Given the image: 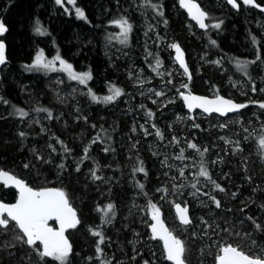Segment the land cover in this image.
<instances>
[{
  "label": "trees",
  "instance_id": "16d2710c",
  "mask_svg": "<svg viewBox=\"0 0 264 264\" xmlns=\"http://www.w3.org/2000/svg\"><path fill=\"white\" fill-rule=\"evenodd\" d=\"M128 1L76 0L85 15L81 19L56 11L52 0H0V22L7 27L2 40L6 43L8 59L0 73V170L10 172L33 189L52 187L67 194L80 220L76 229L69 233L72 245L69 264H101V260L111 264H169L160 256L158 241H148L147 249L133 244L138 249L133 251L129 241L136 231L117 224L119 213L123 212L129 199L153 196L150 187L156 186L159 182L157 173L163 172L158 163L162 157L155 155L157 150L149 146V140L135 134L139 127L133 123V115L143 114V105L137 103L136 96L131 99L127 111L122 109L121 101L117 102L118 109H113L116 106L85 103L79 99L81 109L73 113L72 102L61 101L54 93L55 74L25 67L32 64L35 49L44 46L46 54L54 52L74 70L89 72L92 78L87 85L92 92L102 95L101 92L112 85L121 89L125 97L129 96L125 63L110 49L115 46L111 41V29L115 27L114 21L126 19L132 26L128 44L133 45L139 40L137 35L142 26L147 28L150 21L133 9V1ZM198 1L208 17L214 14L217 18L220 24L217 30L210 31L208 27L206 32H201L192 26L191 32L189 20L179 9L177 0H148V3L158 5L155 10L146 6V0H143L142 9L156 21V29H152L151 35L158 39L162 35L179 44L186 60L189 49L203 54L207 61L229 58L231 68L239 58V62L246 63L248 68L241 77L245 78V94L257 96L254 81L264 71V15L251 8L233 10L222 0H219L220 7L214 0ZM256 1L264 6V0ZM37 21L45 32L43 38L35 32ZM145 60L151 63L149 58ZM136 63L146 70L139 59ZM187 64L191 75L190 81L187 78L188 89L194 94H205L209 88L221 86L224 80L236 79L232 74L227 77V72L220 75L221 67L208 69V65L197 75L191 61L187 60ZM219 93L237 103L245 100L229 87L220 88ZM177 103L182 110L180 100ZM17 108L28 115L21 119L15 111ZM36 108L48 109L53 118L48 119L46 112H37ZM250 109L243 108L238 114L245 117ZM260 110L264 121V109ZM152 115L158 129L165 131L158 113ZM33 116L40 117L41 121L35 124ZM97 137L99 140L93 143ZM204 137L208 140L207 135ZM235 146L234 156L222 154L223 162L219 167L209 166L212 180L215 178L224 191L216 190L220 194L216 196L220 207L209 203L213 214L209 216L207 211L201 217L205 225L221 229L218 238L223 239L239 230V243L233 244L247 255L264 256V165L260 164L261 155H255L250 144L239 141ZM65 147L68 152L64 151ZM86 147L88 154L84 158ZM205 148L207 154L213 152L209 147H199L200 150ZM138 167H143L144 172L134 171ZM217 170L218 174L215 173ZM93 171L100 179L92 177ZM222 175L226 177L221 179ZM140 185H143L142 189ZM174 186L179 187V181ZM172 187L166 184L162 188ZM15 195L12 189L0 187V199L4 203H13ZM109 204L114 206L115 215L110 213L104 217V209ZM188 207L191 216L197 213L192 204ZM164 214L169 215L170 209ZM102 217L111 222L102 223ZM124 220L126 227L129 226L130 219ZM256 224L261 228L257 229ZM226 228L228 230L223 231ZM90 229L104 236L100 259L96 258L98 237L93 236ZM15 234L0 230V264H58L51 258L41 261L32 249L14 238ZM200 248L198 243L194 245L193 256L199 255L196 251L199 249L200 252ZM203 252V264H215L216 247L211 241ZM188 262L193 264L190 259Z\"/></svg>",
  "mask_w": 264,
  "mask_h": 264
},
{
  "label": "rangeland",
  "instance_id": "374dc122",
  "mask_svg": "<svg viewBox=\"0 0 264 264\" xmlns=\"http://www.w3.org/2000/svg\"><path fill=\"white\" fill-rule=\"evenodd\" d=\"M129 1H133V9H135V11L140 14V16H147L148 20L150 21L147 28L142 26V30L139 31L138 35L136 34L137 37H139V40H136L133 45L128 44L130 41V33L128 35L127 42L121 43L120 41L123 39V37L120 35V29L116 26L111 29V33L113 34L111 41H113L115 46L110 47V49L116 53L117 58L120 57L125 63L126 68L124 72H126L127 76L125 84L128 89L127 95L129 96L125 97L124 93L122 92L120 97L116 98L110 103H104L102 101L97 103L108 104L109 107H114L117 105L118 101H121L123 105L122 109L127 111V108L130 107L131 99L136 96L137 103H140V105H143L144 107V113L133 115L132 121L139 127V131H136L135 134L140 135L142 139L149 140V146L157 150L158 153L155 155H160L162 157L158 163L159 169H161L163 172L160 173L159 171L157 173L156 178L159 180V182L156 183L155 187H150L153 196H151L150 199L136 200L135 198L137 196L129 199L125 208L122 209L123 212L119 213L117 224H121L124 228L132 227V230L136 231V233H132V238L129 241V243L132 244V247L133 244H135L142 246L143 249H147V243L148 241H151V236L149 233V226L151 224L149 220V204H154L160 209V213L166 227L169 228V230L176 237L184 242L186 248L184 254L185 264H189V259L193 264H203V250L208 249L210 241L216 247L217 256L219 254L220 245H232L236 247L235 245L239 243L237 238L239 237V233H237L239 230L235 232L236 234H227L223 237V239H221L218 238L221 229L213 228L211 226L213 228L212 229L210 226L204 224L201 214H206L207 211L209 216L213 214L211 212L212 208L210 207L209 203L214 202L209 199V197L220 196V194L216 190H213L214 185L209 181L204 180L202 177L198 178L197 173L201 163H203L204 166H206L209 170V166L219 167V165L223 162L222 154L234 156L236 154L235 152L237 151L235 145L238 144L239 141L245 144H250L252 152L255 153V155H261L262 160L260 159V164L264 165V150L260 148L258 143L259 138L264 135V131H261L262 128H264V121L260 116L261 110L258 107L259 103L264 102V91H262V89H264V71L260 73L254 81L257 89V96H253L252 94L248 95L245 94V86L243 84L245 78L241 79V77H244L245 73L248 71L246 63L240 62V67H238V64H236L234 65V68H231V60L229 58L227 59L226 57H222L207 61L204 59L203 54L199 55L196 51H192L191 49L187 50V60L191 61V64H193V72L195 74L199 75L200 69L203 66L208 65V69H211L212 67L220 69L221 67V70L218 71V73H220L222 76L225 74V72L228 74L227 77H231V74L236 76V79L224 80L221 86H216V88L211 87L205 94L199 95L207 97L221 95L226 97L225 95L219 93V89L229 87L230 90H234L238 97L245 99L239 104H247L248 106L245 108H251L245 117H241L239 114L226 118H219L216 116L206 117L198 112L189 114L183 108L180 99V93L191 91L188 88L184 89L181 87L183 84L188 85L189 81L187 80L186 75L173 60V49L170 47V45L175 42H172L171 39L163 37L162 35L159 36V39L158 37H155V35L152 36V29H156V21L154 20L153 15L145 13L142 9L143 5H145V3L143 4V0ZM196 1L198 3L200 2L198 0ZM52 2L55 10L63 14L77 16V9L83 11L77 5L76 0H72V2H69V0H62L60 5L56 3V0H52ZM213 2L217 5V7L221 6L219 0H214ZM210 15L211 14H209L208 17V27L210 31H215L218 28H213L211 25L218 23V20L216 17H214V14L213 16ZM189 26L191 31L192 26L194 25L190 21ZM40 38H43V35H40ZM41 51L44 53L46 62L53 60L54 57L57 56L54 52L46 54L44 46H38L35 49L33 61L37 53ZM145 58H149L151 63H148ZM138 59L144 64L146 70L143 71L137 66L136 62ZM157 59L160 61V67L158 70L154 71L153 69L156 67ZM236 59H238L237 62H239V58ZM53 68H60L58 61L53 64ZM40 71H46V73L55 74L53 76L54 93L57 96V99L61 101L64 100L67 102H72V105L74 106L72 110L73 113H76L79 111V109H81L79 107L81 106V103H79L81 99L84 100L85 103L94 102L88 95L90 89L88 88L87 83L89 80L87 81L86 85H80L76 81L69 80L65 72L43 69ZM73 71L77 73L84 72L82 70L76 71L74 69ZM133 72L134 74H132ZM169 80H171V83H168ZM110 87L114 86L111 85L107 87V90L105 89L103 92H101L102 95L92 91L91 92L98 98H103L105 96L111 95L109 92ZM180 88L181 90L178 91ZM156 91H161L164 93V95L161 97H156L154 95V92ZM226 98L233 100V98L229 96ZM178 100L181 102L182 110H179L178 108ZM153 101L156 102L153 103ZM169 101L172 102L170 103ZM113 109H118V107L116 106ZM149 112L158 113V116L162 120V125L165 131L162 132L160 129H158V126L154 124L155 116H149ZM33 117L32 120L35 124H38V122L41 121L40 117ZM189 117L192 118L189 119ZM221 123H224L227 126L225 128H221ZM194 125H199V127H195ZM157 130H159V132L162 134V138L157 137ZM202 132L203 134H201ZM204 134L207 135L208 140L205 139ZM173 137L176 138L175 142L173 141ZM222 137L224 139H221ZM225 140H228L229 143H225ZM188 142L196 144L198 148L200 146L209 147L213 152H211V154L204 152L205 154L203 157H201L195 149H189L187 147ZM181 149L184 150V160L175 158L180 154ZM201 151H203V149ZM210 155L212 156L210 157ZM181 169L184 171L183 176L180 175ZM215 173L218 174L219 171L217 170ZM225 177V175L220 176L221 179H224ZM213 180H215V178ZM178 181L179 187H172V185H174V183H178ZM171 182L173 184H171ZM193 183L197 184L196 189L191 187ZM166 184L169 186L171 185L172 188H162ZM201 193H207V195H202ZM69 202L72 205L70 199ZM175 203L188 206L189 204H192L194 206L193 208L197 210V213L191 216V225L183 227L178 224L176 217L172 212V206ZM214 206L216 207L215 203ZM167 209H170L169 215L164 214V211H167ZM124 219H130L129 226L126 227ZM193 219L196 221L194 222ZM51 226L53 227V225ZM73 230L74 229L71 231ZM214 230L216 231L214 232ZM227 230L228 228L223 229V231ZM71 231L66 234L68 240L71 237L69 235ZM196 243H198L201 248L200 252L199 249L196 251L197 254L199 253V255L193 256V247ZM158 246L160 248V256L164 261V251L160 242L158 243ZM37 247H39L38 244ZM133 249V251H135L136 247L134 246ZM249 256L264 258V256H259L257 254H251ZM132 257L135 258L134 255H132Z\"/></svg>",
  "mask_w": 264,
  "mask_h": 264
},
{
  "label": "snow or ice",
  "instance_id": "6c2138e0",
  "mask_svg": "<svg viewBox=\"0 0 264 264\" xmlns=\"http://www.w3.org/2000/svg\"><path fill=\"white\" fill-rule=\"evenodd\" d=\"M72 2V0H69ZM227 2L233 7L238 8L237 0H227ZM243 5L251 7H259L260 11H264V7H260L255 3V0H241ZM56 3L60 5L62 0H56ZM146 6L152 7L154 10L158 8V5L148 3L146 0ZM180 6L185 8L188 11L189 16L196 21L201 29H206L208 25L205 23L207 19V14L203 11L196 3L192 0H180ZM158 15L161 13H157ZM77 16L81 19H84L83 11L77 9ZM167 23V21H165ZM113 24L120 29V35L123 39L121 43H126L128 35L132 30L131 24L126 19H120L114 21ZM211 27L219 28L220 24H212ZM7 32V27L3 22H0V36L4 35ZM35 32L39 35H45V32L39 27V22L37 21V26ZM215 43V41H212ZM253 43H255V38H253ZM170 47L175 51V61L178 63L179 67L183 69L184 73L188 76L189 81L191 80V75L185 64L184 54L179 45L173 43ZM150 54V53H149ZM58 61L60 68L54 69L53 64ZM5 63V44L0 41V64ZM238 67H240V62H237ZM26 68L29 70H56L65 72L69 80L76 81L80 85H86L87 81L90 80L91 74L89 72L77 73L73 71V67L70 63H67L65 60L61 59L59 55L54 57L53 60L45 61L44 53L41 51L37 53L35 59L31 65H26ZM160 67L159 59L156 60V67L154 71L158 70ZM163 75V74H161ZM170 75V73H169ZM171 83V80L168 81ZM182 88L187 89L188 85H181ZM255 87L252 88V91L255 92ZM179 91V90H178ZM264 91V89H262ZM109 92L111 95L105 96L103 98H98L93 95L91 90H89L88 95L94 102H104L110 103L116 98L122 95V91L116 87H110ZM156 97H161L164 95L161 91L154 92ZM180 98L184 101L187 109L191 112L193 109H200L203 113L213 114L216 113L219 116H226L229 113L238 112L239 110L247 107V104H237L232 100L225 99L220 95H216L214 99H208L206 97L192 95L191 92L180 93ZM156 101H153L155 103ZM170 103L172 101H169ZM258 107L264 109V102L258 104ZM16 113L21 119L28 115L23 109L17 108ZM37 112H46L47 118L52 119V113L46 108H36ZM149 116L152 115L151 112L148 113ZM192 117H189L191 119ZM199 127V125H194ZM227 125L224 123L220 124L221 128H225ZM261 131H264L262 128ZM20 135L23 137L24 133L21 132ZM157 137L162 138V134L159 130L156 131ZM221 139H224L223 137ZM99 140V137L93 140V143H96ZM173 141H176V138L173 137ZM62 143V142H61ZM225 143H229L228 140H225ZM259 146L264 150V135L259 138ZM189 149H195L201 157H203L204 152H207L208 149L205 148L201 151L196 144L192 142L187 143ZM55 151V149H53ZM108 149L106 148L105 151ZM65 152H68L67 147L64 148ZM88 148L84 149V158H87ZM179 160H184V150L181 149L180 154L175 157ZM27 167V165H25ZM63 167V165H61ZM79 171V168H77ZM134 171L144 172L143 167H138ZM180 175H184L183 169L180 170ZM92 177L94 179H100L96 175V172H92ZM197 177L204 178V180L209 181L214 185L213 190H219L223 192L224 189L212 180L209 170L203 163L199 167ZM0 184H3L5 187H14L18 192L16 202L14 204H4L0 203V230L4 231H14L16 234L14 238L23 244H26L30 249H32L41 261L45 258H51L54 261H57L58 264H69V256L72 253V245L70 244L68 238L65 236V232L69 229H75L80 220L78 219L77 212L72 207L69 202L67 194L63 190L55 188H44L40 190H34L25 184L22 180L18 179L16 176L10 174L7 171L0 170ZM141 189L143 185H140ZM193 189L197 188V184L193 183L191 185ZM202 195H207V193H201ZM235 196V193H233ZM211 199L217 208L220 207V201L216 199L215 196H210ZM113 205L109 204L106 206L103 212L104 217H108L111 213L115 215L113 211ZM150 208V218H151V238L160 240L163 243L164 258L170 262V264H185L184 254L186 251L184 242L176 237L170 230L165 226L164 221L161 219L160 209L157 208L154 204H149ZM177 216L181 225L187 226L191 223V220L188 216V209L186 207L181 208L179 204L175 205ZM100 211V209H97ZM243 211V209H242ZM249 219H252L249 217ZM49 221H55L58 225V228H53ZM111 220H104L102 217V223H110ZM255 223V221H253ZM256 228L260 229L261 226L256 224ZM18 230V231H17ZM90 232L93 236L98 237L96 241V253L97 259H100L102 254L101 245L104 243V236L101 232L91 230ZM37 244L39 247H37ZM216 264H264V258L261 257H250L244 252L238 250L237 247L232 245H220L219 254L215 258ZM101 264H111L110 261L101 260Z\"/></svg>",
  "mask_w": 264,
  "mask_h": 264
},
{
  "label": "water",
  "instance_id": "95a60500",
  "mask_svg": "<svg viewBox=\"0 0 264 264\" xmlns=\"http://www.w3.org/2000/svg\"><path fill=\"white\" fill-rule=\"evenodd\" d=\"M225 3H226V5L227 6H229V7H231L233 10H236L237 8H233L228 2H227V0H223ZM192 2H194V3H196L203 11H205L204 9H203V7L196 1V0H192ZM237 3H238V5L239 4H241L243 7H249V8H253V9H255V10H257V11H259L260 13H262L263 15H264V11H260V8L259 7H251V6H246V5H243L242 4V2H241V0H237ZM255 3H256V1H255ZM257 4V3H256ZM177 5H178V7H179V9H181L184 13H185V15H186V17H187V19L196 27V29L198 30V31H201V32H206L207 30H208V27L206 28V29H201L200 27H199V25L196 23V21L195 20H193L190 16H189V14H188V11L185 9V8H182L181 6H180V0H177ZM258 5V4H257ZM260 6V5H259ZM260 7H264V6H260ZM206 12V11H205ZM206 14H207V19L205 20V23L207 24V20H208V13L206 12ZM208 25V24H207ZM5 36V33H4V35H2V36H0V41H2L4 44H5V63L4 64H0V73H1V71H2V69L7 65V63H8V59H7V47H6V43L4 42V40H2L3 39V37ZM177 45H179V44H177ZM180 46V45H179ZM180 48H181V50H182V52H183V54H184V60H185V64H186V66H187V63H186V55H185V53H184V50L182 49V47L180 46ZM173 60H174V62L176 63V65L179 67V65H178V63L175 61V51L173 50ZM180 68V67H179ZM187 68H188V66H187ZM181 69V68H180ZM189 70V69H188ZM181 71L184 73V71H183V69H181ZM190 73V72H189ZM185 74V73H184ZM186 75V74H185ZM186 77L188 78V76L186 75ZM192 95H195V96H201V97H206V98H208V99H214L215 97H207V96H203V95H199V94H194V93H192ZM221 96V95H220ZM221 97H223V98H225V99H229V98H226V97H224V96H221ZM181 99V98H180ZM229 100H232V99H229ZM233 102H235L234 100H232ZM181 102H182V105H183V108L185 109V111H187L189 114H192V113H194V112H198V113H201L202 115H204V116H216V117H219V118H226V117H228V116H232V115H236V114H238L241 110H239L238 112H234V113H229V114H227L226 116H219L218 114H216V113H213V114H211V115H209V114H206V113H203L200 109H193L191 112H189V110L187 109V107H186V105H185V103H184V101L181 99ZM235 103H237V102H235ZM237 104H239V103H237ZM4 171V170H3ZM8 172V171H7ZM10 173V172H9ZM11 174V173H10ZM19 179V178H18ZM21 180V179H20ZM23 181V180H22ZM24 182V181H23ZM25 183V182H24ZM26 184V183H25ZM0 187L1 188H3V189H12L13 191H15V193H16V198H15V200H14V202L13 203H10V204H14L15 202H16V199H17V196H18V192H17V190H16V188H14V187H5L3 184H0ZM30 187V186H29ZM50 188H52V187H50ZM33 189V188H32ZM42 189H44V188H42ZM56 189V188H55ZM34 190H40V189H34ZM0 203H4L3 201H1V199H0ZM4 204H7V203H4ZM176 204H179L180 206H181V208H184V207H186L187 209H188V216H189V218H190V220H191V215H190V209H189V207H188V205H182V204H180V203H175L173 206H172V212L174 213V215H175V217H176V220H177V222H178V224H180V222H179V219H178V216H177V212H176V208H175V205ZM161 219H162V216H161ZM149 220H150V222L152 223V221H151V218L149 217ZM163 220V219H162ZM53 223V228L55 229V228H58V225L56 224V222L55 221H49V224L51 225ZM191 223H192V220H191ZM191 223L189 224V225H191ZM151 225V224H150ZM181 225V224H180ZM189 225H187V226H189ZM166 226V225H165ZM181 226H183V227H187V226H184V225H181ZM72 229H69V230H67L66 232H65V236H66V234L69 232V231H71ZM149 233H150V236H151V229H150V226H149ZM152 239V238H151ZM153 241H158V242H160L161 243V245H162V249H163V243H162V241H160V240H158V239H156V240H154V239H152ZM165 261L167 262V263H169L170 264V262L169 261H167L166 259H165ZM215 264H216V261H215Z\"/></svg>",
  "mask_w": 264,
  "mask_h": 264
},
{
  "label": "flooded vegetation",
  "instance_id": "af4514ba",
  "mask_svg": "<svg viewBox=\"0 0 264 264\" xmlns=\"http://www.w3.org/2000/svg\"><path fill=\"white\" fill-rule=\"evenodd\" d=\"M255 1H256V0H255ZM256 3H257V1H256ZM257 4H258V3H257ZM258 5H259V4H258ZM260 6H261V5H260ZM239 7H243V6H242L241 4H239L238 8H239ZM238 8H237V9H238ZM244 8H249V7H244ZM237 9H236V10H237ZM251 9H253V8H251ZM238 250H239V249H238ZM246 255H247V254H246Z\"/></svg>",
  "mask_w": 264,
  "mask_h": 264
},
{
  "label": "bare ground",
  "instance_id": "6f19581e",
  "mask_svg": "<svg viewBox=\"0 0 264 264\" xmlns=\"http://www.w3.org/2000/svg\"><path fill=\"white\" fill-rule=\"evenodd\" d=\"M208 21V20H207ZM207 24H208V22H207ZM186 63H187V60H186ZM187 66H188V64H187ZM188 69H189V67H188ZM189 72H190V70H189ZM252 128V127H251ZM138 134V133H137ZM248 134V133H247Z\"/></svg>",
  "mask_w": 264,
  "mask_h": 264
}]
</instances>
